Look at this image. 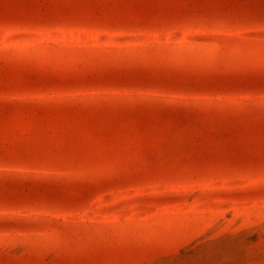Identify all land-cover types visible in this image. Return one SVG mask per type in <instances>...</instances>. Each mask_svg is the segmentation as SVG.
I'll use <instances>...</instances> for the list:
<instances>
[{"label": "rangeland", "instance_id": "rangeland-1", "mask_svg": "<svg viewBox=\"0 0 264 264\" xmlns=\"http://www.w3.org/2000/svg\"><path fill=\"white\" fill-rule=\"evenodd\" d=\"M0 264H264V0H0Z\"/></svg>", "mask_w": 264, "mask_h": 264}]
</instances>
